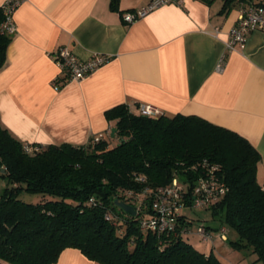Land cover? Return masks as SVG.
I'll list each match as a JSON object with an SVG mask.
<instances>
[{
    "label": "crops",
    "instance_id": "0c3cea01",
    "mask_svg": "<svg viewBox=\"0 0 264 264\" xmlns=\"http://www.w3.org/2000/svg\"><path fill=\"white\" fill-rule=\"evenodd\" d=\"M149 1L119 0L115 9L110 0H22L0 68L1 125L24 143L83 144L110 133L106 109L149 104L245 137L261 155L256 178L264 184V30L250 32L241 50L227 47L247 2L220 12L223 0H181L124 20L125 11ZM61 45L80 58L101 53L110 59L67 81L52 57ZM53 264L101 263L68 247Z\"/></svg>",
    "mask_w": 264,
    "mask_h": 264
},
{
    "label": "trees",
    "instance_id": "16d2710c",
    "mask_svg": "<svg viewBox=\"0 0 264 264\" xmlns=\"http://www.w3.org/2000/svg\"><path fill=\"white\" fill-rule=\"evenodd\" d=\"M238 1L264 6V0H223L220 12ZM118 4L110 0L112 8ZM4 18L0 7V24ZM11 39L0 33V68ZM105 116L116 127L114 137L49 143L31 153L0 123V174L8 181L0 194V264H53L68 247L101 264H223L213 245L201 251L180 232L193 223L188 209L174 232L139 227L153 214V192L177 178L189 195L204 161L217 166L228 187L207 208L218 224L206 225L236 231L231 244L250 248L264 264V184L256 178L261 155L245 137L197 115H145L127 103L106 109ZM23 191L41 195L40 201L23 200ZM116 199L136 213L125 212Z\"/></svg>",
    "mask_w": 264,
    "mask_h": 264
},
{
    "label": "built area",
    "instance_id": "2783aa9c",
    "mask_svg": "<svg viewBox=\"0 0 264 264\" xmlns=\"http://www.w3.org/2000/svg\"><path fill=\"white\" fill-rule=\"evenodd\" d=\"M21 1L5 0L0 6L5 16L0 24V33L13 35L16 32L13 14ZM180 2L181 0H150L139 8L125 11L123 18L127 22H133L157 6ZM256 29L264 30V6L247 4L239 12L236 23L230 31L227 47L231 50L243 49L249 33ZM52 57L62 72H64L67 81L85 78L110 59L109 55L101 53H93L87 58H80L70 48L63 45L52 52ZM217 67L221 69L222 65L219 64ZM53 84L56 88L60 86L57 78L54 79ZM135 110L145 115L160 113V110L149 104H138ZM40 147V144L24 143V149L29 153L39 150ZM202 167L205 170L197 178L189 195L184 193V185L177 178H174L171 184L160 187L153 192L151 202L153 214L143 216L140 219L139 227L142 231L156 233L174 232L178 228L179 214L184 209H207L224 195L228 187L218 176L216 172L217 166L204 161ZM127 193L129 195L132 194L130 191ZM191 225L192 223L181 225L180 232L187 235L195 233L200 237L201 241L213 245L215 240H227L228 228L225 225L211 229L206 223L200 222L195 230L192 229Z\"/></svg>",
    "mask_w": 264,
    "mask_h": 264
},
{
    "label": "rangeland",
    "instance_id": "374dc122",
    "mask_svg": "<svg viewBox=\"0 0 264 264\" xmlns=\"http://www.w3.org/2000/svg\"><path fill=\"white\" fill-rule=\"evenodd\" d=\"M8 185L7 179L0 174V194L3 189ZM20 197L28 202H38L41 195L31 194L23 191ZM139 202V199H138ZM191 217H193L192 229L197 228L198 223L204 222L206 224L216 225L218 221L211 217L209 209L186 210ZM227 241L215 240V244L204 243L200 237L195 234H189L185 239L201 251L209 250L212 245L213 252L220 258L223 264H262L261 261H256V255L252 253L250 248L247 247H234L230 240L237 239L236 231L230 230L227 234Z\"/></svg>",
    "mask_w": 264,
    "mask_h": 264
},
{
    "label": "water",
    "instance_id": "95a60500",
    "mask_svg": "<svg viewBox=\"0 0 264 264\" xmlns=\"http://www.w3.org/2000/svg\"><path fill=\"white\" fill-rule=\"evenodd\" d=\"M115 132H116V127H112L111 128V131H110L111 137H114L115 136ZM115 203L120 208H122L125 212H127L128 214L134 215L136 213V208L132 204H130V203L124 201V200H118V199H116L115 200Z\"/></svg>",
    "mask_w": 264,
    "mask_h": 264
}]
</instances>
